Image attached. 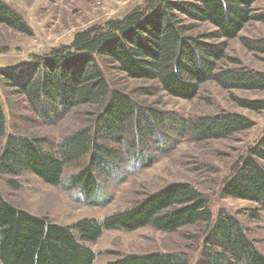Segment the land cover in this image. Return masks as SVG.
<instances>
[{"label":"trees","instance_id":"trees-1","mask_svg":"<svg viewBox=\"0 0 264 264\" xmlns=\"http://www.w3.org/2000/svg\"><path fill=\"white\" fill-rule=\"evenodd\" d=\"M255 1L146 0L122 19L78 32L71 43L33 54L29 62L16 69L0 70V85L18 89L28 108L46 123L63 117L77 105L96 108L92 126L68 136L54 147L56 150L45 148L47 137L9 133L0 152V175L31 171L47 184L57 186L63 182L68 163L84 160L70 183L75 181L79 193L93 202L101 189L98 173L104 175L109 167L115 169L121 156L134 155L139 164L150 166L156 157L166 154L142 153L137 142H146L142 145L148 149L166 123L172 125L171 119H178L185 127L171 130L202 140L224 139L251 128L253 121L237 112L195 120L175 118L171 112L138 100L133 91L112 88L108 72L116 69L130 78L152 80L168 95L183 99L197 96L199 85L209 79L228 90L264 89L263 72L237 68L239 61L226 53L227 40L237 37L244 25L255 18ZM198 22L210 23L214 29L198 32ZM0 23L27 35L33 33L23 14L6 0H0ZM211 39L224 40L210 42ZM255 46L264 49V42H256ZM228 58L235 66L220 67L221 61ZM234 100L251 111L264 109V102L236 96ZM6 118L0 96V136L6 133ZM102 140L120 143L114 148L102 144ZM126 141L130 146L120 152L119 146ZM258 159L264 161V132L241 156L221 187L223 197L258 203L252 213L256 218L264 216V164ZM10 182L16 184L14 179ZM201 221L211 234L205 237L208 247L201 253L200 264H264V253L238 216L220 210L212 224L208 195L185 182L168 184L103 220L86 217L69 225L53 223L14 206L4 198L0 187V262L93 264L102 252L95 251L90 244L104 230L132 231L151 225L174 232L183 225ZM105 264L190 261L182 252H150L128 254Z\"/></svg>","mask_w":264,"mask_h":264},{"label":"rangeland","instance_id":"rangeland-1","mask_svg":"<svg viewBox=\"0 0 264 264\" xmlns=\"http://www.w3.org/2000/svg\"><path fill=\"white\" fill-rule=\"evenodd\" d=\"M6 1L23 14L33 33L27 35L0 23V70L16 69L21 63L29 62L33 54L45 53L71 43L78 32L105 25L113 19H122L146 0ZM253 8L255 18L244 25L237 37L227 40L226 53L229 58L239 61L237 68L264 73V49L255 46L256 42H264V0H256ZM197 25L198 32L214 29L210 23L198 22ZM222 40L224 39L209 41ZM229 58L221 61L220 67L235 66ZM108 76L112 88L133 91L138 100L164 112H171L175 118L180 116L195 120L203 116L237 112L249 117L254 124L251 128L224 139L202 140L192 138L190 133L184 136L175 132L174 130L180 131L185 127L177 122L178 119H171L172 125L166 123L163 132L148 144V149L142 145L146 142H137L142 153L166 154L156 157L150 166L139 164L134 155L121 156L120 161L115 163V169L109 167L111 173H98L101 189L93 202L79 193L75 181L70 183V179L83 166L84 160L68 163L64 168L63 182L57 186L47 184L31 171L0 175L4 198L20 209L49 218L53 223L69 225L86 217L103 220L107 215L129 209L168 184L190 183L208 195L213 211L212 224L220 210L237 215L247 227L250 238L264 253V216L261 214L256 218L252 215L258 203L221 195L223 181L232 173L241 156L248 152V148L264 132V109L251 111L243 108L234 100V96L264 102V89L228 90L209 79L199 85L197 96L183 99L168 95L152 80L130 78L116 69L109 71ZM142 88H149V93H143ZM0 96L7 117L6 133L0 136V152L9 133L47 137L48 144H45V148L53 149L68 136L92 126L96 114L94 106L81 104L56 121L46 123L28 108L18 89L0 85ZM119 143L102 140V144H109L114 148ZM127 146H130L129 142H123L122 147L119 146L120 152L125 151ZM258 161L264 164V161ZM11 179L16 184L13 185ZM207 232V225L202 221L183 225L174 232L158 230L151 225L132 231L107 229L95 243L90 244L95 251L102 252L93 264H105L128 254L143 255L150 252H182L186 253L190 264H200L201 253L208 247L205 237L211 234Z\"/></svg>","mask_w":264,"mask_h":264}]
</instances>
